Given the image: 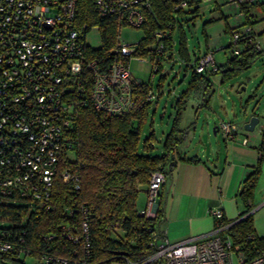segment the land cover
<instances>
[{"label": "built area", "instance_id": "built-area-1", "mask_svg": "<svg viewBox=\"0 0 264 264\" xmlns=\"http://www.w3.org/2000/svg\"><path fill=\"white\" fill-rule=\"evenodd\" d=\"M77 1L0 0V197L18 196L30 201L27 203L35 208L45 210L52 206V185L59 159L72 147L69 130L78 108L89 103L95 111L107 115L128 112L134 102L133 88L140 84L129 71L128 62L130 58L150 61L135 55L138 41L120 42L119 36L123 26L143 25L145 12L151 8L153 0H92L99 20L115 17L117 22L114 57L102 65L97 58L88 56L89 46L85 42V33L99 26L88 27L76 22ZM169 1L176 13L193 6L190 1L201 0ZM228 1L237 9L240 3L253 0ZM171 27V30L154 31L155 44L152 46L155 45L158 53L165 50L164 40L170 41V47L174 48L175 19ZM250 30L248 25L232 29L233 53L239 52L238 37ZM160 55L155 56L156 63ZM187 66L196 72L215 69L212 51L204 52ZM155 93L150 87L147 99H155ZM236 127L232 121L217 123V129L225 138L233 137ZM247 141L243 139V143ZM61 176L66 182L76 179L67 169ZM164 181L162 171L151 173L145 193L146 205L139 208V214L155 215L156 198ZM151 207L153 211H149ZM64 209L69 216L74 210L79 209L84 215L87 211L85 206H77V202ZM211 214L215 219L223 216L219 208L213 209ZM80 223L81 227L62 223L57 233L43 234L40 239L47 245L57 239L80 245V254L76 248L71 250L79 256L72 264H89L91 253L86 218ZM226 227L227 224L215 226L208 233L176 242L164 235L158 240L155 251L144 259L134 260L122 255L121 259L102 264H150L156 260L161 264H264V249L247 259L228 235L220 234ZM13 249L7 240L0 242V252H15ZM18 253H14L15 257ZM50 259L67 264L63 258L46 254L41 255L38 263L46 264Z\"/></svg>", "mask_w": 264, "mask_h": 264}, {"label": "trees", "instance_id": "trees-1", "mask_svg": "<svg viewBox=\"0 0 264 264\" xmlns=\"http://www.w3.org/2000/svg\"><path fill=\"white\" fill-rule=\"evenodd\" d=\"M200 2H189L194 6L191 12L197 10ZM230 5L234 7L233 4ZM217 7L224 21V32L230 33L231 38L234 28L248 25L251 29L252 24L256 22L252 20L254 15L251 10L254 7L264 10V0L240 3L237 9L242 13L244 20L234 27L228 22L229 14L223 13L219 4ZM171 8L169 0L152 1L151 8L145 12V20L141 26L144 32L138 40L135 55L153 60L155 56L162 54L156 51L155 45L152 46L155 44L154 31L171 30L174 20ZM95 14L92 0L77 1L76 22L88 27L95 24L99 26L101 44L97 48L89 47L87 54L97 58L102 65L114 57L112 50L116 43L117 22L115 17L99 20ZM178 44L179 56L187 62L190 56L182 36ZM227 46L232 48L231 41ZM236 46L239 52L232 53L222 63L216 64L215 69L208 72L192 70L186 86L174 101L173 121L162 139L158 153L154 152L155 135L152 130L140 140L142 126L154 100L146 97L151 87L148 83L140 81L139 85L134 86V102L126 113L107 115L95 111L89 103L78 108L73 118V126L69 130L72 147L62 153L53 180L50 209L35 208L27 203L30 201L18 196L8 199L0 197V242L7 240L15 251H1L0 264H26V258H32L35 264H39L38 260L42 254L60 257L67 260V264H72L79 256L72 254L71 250L76 248L80 254V245L70 241L61 242L58 239L47 245L40 238L43 234L57 233L58 226L62 223H75L81 227L83 217L88 225L91 253L89 264L121 259L122 255L136 260L152 254L158 240L164 236V205L159 198L155 215L145 217L139 214L136 206L138 194L141 190L146 193L152 172L162 171L165 180L171 182L178 161H200L195 155L186 157L181 154L179 147L190 127H195V118L199 111L210 106L214 94L212 77L216 76L218 82L223 84L251 67L264 54V49L259 46L257 48L252 29L238 37ZM164 47L170 51V41L164 40ZM189 100L195 102L194 119L187 126L181 127L182 113ZM257 148L260 152L259 160L245 173L236 193L238 204L242 207L238 220L228 221L223 216L214 219L216 227L227 224L220 234L228 235L232 244L237 245L247 259L264 249V236L255 233L252 214L248 213L261 174V162L264 160V126L260 130ZM69 150L73 153L72 158L68 154ZM65 169L74 174L76 179L64 181L61 172ZM76 184L78 188H75ZM74 202H77V206H85V215L79 209L74 210L72 216L67 214L64 207ZM116 225L119 228H116ZM16 251L19 252L18 257L14 255ZM46 264L63 263L50 259ZM150 264L161 262L156 260Z\"/></svg>", "mask_w": 264, "mask_h": 264}, {"label": "rangeland", "instance_id": "rangeland-1", "mask_svg": "<svg viewBox=\"0 0 264 264\" xmlns=\"http://www.w3.org/2000/svg\"><path fill=\"white\" fill-rule=\"evenodd\" d=\"M222 1L226 0H201L195 12H191V8L194 7L191 6L184 12L173 13L176 20V27L172 29L174 48H170L171 51L163 50L158 63L155 62L154 58L150 61L130 58L128 62L132 76L136 80L148 83L159 94L155 93L156 99L152 101L140 134V140H142L150 130L153 131L155 135L154 152L160 151L162 139L169 130L175 114L174 101L186 86L192 72V68L188 67L179 56L178 42L180 36L184 38L192 60L194 54L200 55L206 51H212L214 62L219 64L233 53L232 48L227 46L228 42L231 41L230 33L224 32V21L220 17L221 13L217 7ZM221 9L223 13H228L225 5H221ZM257 12L261 16L260 10ZM243 20V17L233 19L230 16L228 18L232 27L242 23ZM143 32L142 27L123 26L120 30L119 40L124 43L135 42L140 40ZM85 42L92 48L100 46L99 30L96 27H91L85 33ZM150 77H152L151 80ZM212 81L214 94L210 106L201 109L197 114L195 127H190L179 147L181 150L189 147L186 152H190L195 147L200 153L207 154L212 148L215 150L216 146H222L223 134L215 126L219 120H233L239 124L240 128L254 114L259 116L260 122L264 120L262 117L264 116L262 115L264 112V54L251 67L227 82L219 83L216 76L212 77ZM159 84L160 87H158ZM194 104L193 100H189L182 114L181 127L187 126L194 119ZM260 122L252 131L253 133L258 132ZM68 154H70V158L73 157L72 151L69 150ZM206 160L204 157V161ZM145 205V192L141 190L137 197L136 206L139 209ZM149 211H153V207ZM26 264H35V261L32 258H26Z\"/></svg>", "mask_w": 264, "mask_h": 264}, {"label": "crops", "instance_id": "crops-1", "mask_svg": "<svg viewBox=\"0 0 264 264\" xmlns=\"http://www.w3.org/2000/svg\"><path fill=\"white\" fill-rule=\"evenodd\" d=\"M260 1L262 0H253ZM221 5L228 9L229 17L242 18V13L232 7L228 0L220 2V9ZM257 10L260 9L254 7L251 10L254 15L252 20H256L251 28L256 44L264 49V10H260L261 16L257 14ZM200 55L194 54L193 60ZM193 60L190 57L187 62ZM231 121L237 126L233 137L225 138L222 135L223 145L216 146L215 150L212 148L207 154L200 153L195 147L190 152H186L189 147L180 150L186 157L195 155L200 161H178L171 182L166 179L161 185L156 202L159 198L163 201L162 230L169 241H181L211 231L215 227L211 211L216 208L221 209L223 217L228 221L239 218L242 207L238 204L236 193L245 173L259 160L257 146L264 120L260 122L259 118L257 133H253V130L246 131L243 125L240 128L237 122ZM244 138L248 139L247 143H243ZM204 157L208 161H204ZM250 204L254 231L258 236H264V160L261 162V174Z\"/></svg>", "mask_w": 264, "mask_h": 264}, {"label": "water", "instance_id": "water-1", "mask_svg": "<svg viewBox=\"0 0 264 264\" xmlns=\"http://www.w3.org/2000/svg\"><path fill=\"white\" fill-rule=\"evenodd\" d=\"M259 122V117L257 115H252L250 118L243 124V128L246 131H252L254 130L255 126ZM217 128V127H216ZM215 129V127H214ZM124 253V252H123Z\"/></svg>", "mask_w": 264, "mask_h": 264}]
</instances>
